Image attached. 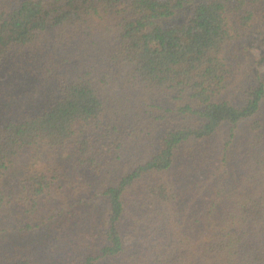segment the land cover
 <instances>
[{"label": "trees", "instance_id": "16d2710c", "mask_svg": "<svg viewBox=\"0 0 264 264\" xmlns=\"http://www.w3.org/2000/svg\"><path fill=\"white\" fill-rule=\"evenodd\" d=\"M0 264H264V0H0Z\"/></svg>", "mask_w": 264, "mask_h": 264}]
</instances>
